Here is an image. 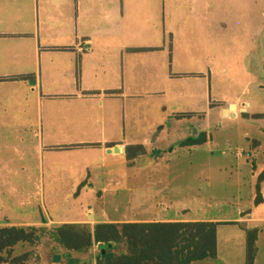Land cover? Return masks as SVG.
Returning a JSON list of instances; mask_svg holds the SVG:
<instances>
[{"label": "crops", "instance_id": "0c3cea01", "mask_svg": "<svg viewBox=\"0 0 264 264\" xmlns=\"http://www.w3.org/2000/svg\"><path fill=\"white\" fill-rule=\"evenodd\" d=\"M212 3L0 0V228L217 222L216 257L190 264H218L217 230L221 225L244 230L239 225L244 223L246 228H256L259 238L263 230L252 223H263L264 217H252L248 211L228 221L199 217L189 210L170 213L168 208L155 216L129 217L119 213L120 204L113 202L116 214L110 215L104 207L109 193L117 198L124 193L131 205L133 195L143 187L138 184L144 182L135 174V161L160 153H154L153 144L167 135L162 120L194 119L191 136L180 141L182 146L186 139L201 135L204 143L211 139L207 129L213 121L222 125L224 119H264L260 116L264 113H249L248 98L238 96L226 105L212 99L216 55L210 36L189 53L192 73L173 72L174 37L163 25L182 23L203 12L210 15ZM246 31V41L241 42L245 60L250 57L248 52L258 57L259 51V31ZM179 54L178 61L185 67V58ZM244 67L249 69L247 64ZM231 105L234 107L224 113ZM256 132L264 136V126H257ZM245 137L251 148H264L261 139ZM137 145L145 152L129 158L128 148ZM114 146L118 152L112 151ZM243 155L242 150L236 151L237 157ZM252 167L258 181L253 201L263 204L264 165L256 168L253 163ZM96 199L102 201L99 207ZM37 212H41L40 218ZM26 245L45 248L38 253L40 260L50 256L52 263L59 262L52 257L62 253L53 252L56 243L46 234L39 235L35 245L18 243L15 253H22L18 248ZM121 252L118 246L112 249L114 258ZM97 253L94 244L88 252H75L71 261L63 258L58 264H97Z\"/></svg>", "mask_w": 264, "mask_h": 264}, {"label": "rangeland", "instance_id": "374dc122", "mask_svg": "<svg viewBox=\"0 0 264 264\" xmlns=\"http://www.w3.org/2000/svg\"><path fill=\"white\" fill-rule=\"evenodd\" d=\"M212 1L210 15L209 12H203L200 17H187L182 23L168 22L163 25V29H168L174 37L173 72L192 73L187 60L192 57L189 53H192L196 43L200 42L203 46V42L208 41L206 36H210L211 48L216 55L215 76L211 80L212 99L226 105L238 96L245 97L251 100L249 113L263 114L264 0ZM201 10L204 11V8ZM246 30L249 33V30L254 33L259 31V51L258 57L256 53L253 56L248 52L250 57L245 60V48L241 42L246 41ZM179 53L185 58V67L178 61ZM246 64L249 69L245 70ZM162 123L167 135L153 144L154 153H160L135 161V174L144 178V182L138 185L143 187L133 195L131 205L127 204V195L124 193L119 194L120 198L115 193H109L104 204L108 214H116L111 206L113 202L120 204L119 213L129 217L155 216L162 212L161 209L167 208L170 213L189 210V213L199 217L228 221L238 218L244 211L250 212L252 217H264V203L253 201L258 181L252 167L253 163L256 168L264 165V148H251L245 137L248 134L264 142V136L256 132L257 126H264V119H224L222 125L213 121L207 129L211 139L194 147L180 146L181 140L191 136L189 133L194 119L173 118L162 120ZM145 137L152 138L150 134ZM239 149L244 152L242 157L236 156ZM247 153L251 156L247 157ZM260 188V194L264 197V183ZM63 193L64 190L61 196ZM59 201L64 200L59 198ZM95 202L97 207L102 203L99 199ZM25 216L29 217L28 214ZM37 216L40 218L41 212H37ZM252 226L263 230L255 243L257 252L254 264H264V222L252 223ZM217 244L218 264H247L246 234L243 229L231 224L221 225L217 230ZM25 251L32 252L29 260L31 264H56L52 263L50 256L43 260L38 258V253L45 251V248L29 245L18 248V252ZM62 259L63 255L58 263Z\"/></svg>", "mask_w": 264, "mask_h": 264}, {"label": "trees", "instance_id": "16d2710c", "mask_svg": "<svg viewBox=\"0 0 264 264\" xmlns=\"http://www.w3.org/2000/svg\"><path fill=\"white\" fill-rule=\"evenodd\" d=\"M204 141L201 135L186 139L181 145H197ZM144 152L141 145L131 146L127 155L132 158ZM217 224L204 221L132 222L96 224L92 228L89 224L70 223L51 230L3 227L0 228V264H31L32 252L16 254L15 246L18 243L35 245L39 235L43 234L56 243L53 252L62 253L68 260L75 252H88L95 244L98 246L97 264H190L216 257ZM239 225L246 234L247 264H253L257 229L246 228L244 223ZM116 246L122 252L114 258L112 249Z\"/></svg>", "mask_w": 264, "mask_h": 264}, {"label": "water", "instance_id": "95a60500", "mask_svg": "<svg viewBox=\"0 0 264 264\" xmlns=\"http://www.w3.org/2000/svg\"><path fill=\"white\" fill-rule=\"evenodd\" d=\"M234 106L231 105L228 109H224V113L227 112V110H229L230 108L232 109ZM108 151H111L110 149H108ZM113 152H118V146H114L113 147ZM53 262H58L60 260V255L59 254H54L52 257Z\"/></svg>", "mask_w": 264, "mask_h": 264}, {"label": "built area", "instance_id": "2783aa9c", "mask_svg": "<svg viewBox=\"0 0 264 264\" xmlns=\"http://www.w3.org/2000/svg\"><path fill=\"white\" fill-rule=\"evenodd\" d=\"M238 155H242V153L240 152V153H238Z\"/></svg>", "mask_w": 264, "mask_h": 264}]
</instances>
